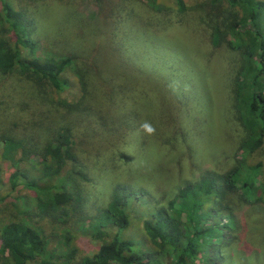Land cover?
I'll use <instances>...</instances> for the list:
<instances>
[{
	"label": "rangeland",
	"instance_id": "1",
	"mask_svg": "<svg viewBox=\"0 0 264 264\" xmlns=\"http://www.w3.org/2000/svg\"><path fill=\"white\" fill-rule=\"evenodd\" d=\"M221 1L214 7L208 0H182L180 7L175 0H11L23 12L26 37L33 41V50L26 47L25 55L74 52L75 64L89 77L85 109L80 105L70 111L68 105L81 94L75 64L65 71L72 85L59 93L15 69L0 72V139L7 133L29 144L50 138L61 123L71 129L78 164L67 161L61 174L71 177L64 186L80 199L66 215L51 219L39 214L32 190L22 184L14 192L0 186V197L9 191L19 199L17 207L7 196L0 199V221L14 216L38 231L45 240L39 259L73 264L114 233L141 242L150 207L166 206L185 183L222 176L237 160L245 130L233 106L232 77L241 56L227 43L233 38L222 31L225 23L216 21L231 10L241 13ZM246 27L240 24L236 30ZM117 32L125 41L119 51L124 59L118 53L106 55L108 40ZM81 55H86L85 63H80ZM162 59L173 67L154 71L151 66ZM169 86L176 94L183 92L185 102L169 96ZM145 123L154 130L148 132ZM27 150L16 152L20 166L39 160L36 148ZM246 160L259 162L264 184V137ZM10 166L0 159L2 182ZM131 189L148 195L128 203L127 226L117 232L114 225H102L111 193ZM228 197L236 230L223 228L213 239L218 259L203 249L196 264H264V205L255 199L238 206L237 189ZM224 222L225 216L219 220ZM3 259L0 255V264Z\"/></svg>",
	"mask_w": 264,
	"mask_h": 264
},
{
	"label": "trees",
	"instance_id": "2",
	"mask_svg": "<svg viewBox=\"0 0 264 264\" xmlns=\"http://www.w3.org/2000/svg\"><path fill=\"white\" fill-rule=\"evenodd\" d=\"M0 1V72L15 69L24 78L44 81L58 93L71 86L72 82L67 79L65 71L77 63L76 54L69 52L49 57L25 55L26 47L33 50V41L26 37L23 12L15 8L11 0ZM175 1L182 7V0ZM220 1L208 0V4L218 7L222 2ZM224 1L230 7H237L241 13L237 16L231 10L221 20L217 19L219 15L216 16V22L220 25L225 23L222 26L224 34L230 33L233 38L227 42L228 45L241 56L240 64L232 77L233 106L239 112L238 120L245 130L239 143V157L222 176H206L194 183H185L176 188L166 206L150 207L148 219L142 223L144 236L142 241L140 239L141 242L114 233L109 240L102 239L95 251L82 256L73 264H196L199 252L203 249H207L208 253L211 250L210 258L218 259V248L213 239L223 228L236 230L237 226L233 215L235 207L228 193L234 189L240 191L238 206L255 199L264 205V184L259 180V162L252 165L246 160L260 147L264 137V1ZM227 19L232 21L231 24L226 22ZM240 24H247L249 28H243L239 32L236 27ZM118 33L120 32H117V37L112 35L109 38L106 55L119 54L124 45L122 34L118 37ZM215 33L214 37L218 38V32ZM119 57L123 56L119 54ZM79 60L80 63H85L86 55H81ZM105 65L108 63L105 62ZM167 65L173 67L167 59H162V62L151 67L154 71L165 72ZM85 68L90 70L87 66ZM74 69L81 94L68 105L70 111L79 110L80 105L81 110L85 109L82 103H87L85 95L89 93L88 72L84 73L77 64ZM169 87L170 90H166L169 96L185 102L186 95L183 92L176 94L172 92V86ZM51 133L50 138L40 141V138H36L29 144L22 143L7 133L1 135L0 159L11 163V170L3 182L0 179V186L5 184L10 192H14L18 184L28 187L36 199L37 212L51 219H58L59 216L66 215L67 210L74 208L80 196L77 192L73 193L71 186H64V181L71 177L61 174L67 161H73L75 165L77 163L70 126L65 122L61 123ZM28 147L37 149L35 152L38 153L39 160L31 166L23 167L18 163L21 158L16 157V152L21 149L25 153ZM9 191L0 199L7 196L10 199L8 203L17 207L19 199L16 195L9 194ZM144 194L147 193L132 189L122 190L121 193L112 192L102 209V225H114L117 232H120L128 224L126 206ZM223 216L226 217V222L219 223ZM102 234L100 230L97 231L98 237ZM140 245L146 251L141 250ZM44 246V238L26 221L14 216L0 221V255L4 258L3 264H67L58 259H39Z\"/></svg>",
	"mask_w": 264,
	"mask_h": 264
},
{
	"label": "clouds",
	"instance_id": "3",
	"mask_svg": "<svg viewBox=\"0 0 264 264\" xmlns=\"http://www.w3.org/2000/svg\"><path fill=\"white\" fill-rule=\"evenodd\" d=\"M143 128H145L148 132H152L154 129L147 123L142 125Z\"/></svg>",
	"mask_w": 264,
	"mask_h": 264
}]
</instances>
